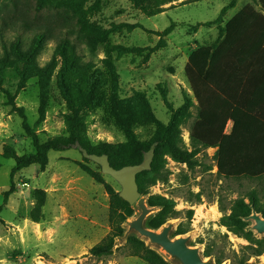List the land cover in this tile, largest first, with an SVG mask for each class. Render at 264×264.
Masks as SVG:
<instances>
[{
	"label": "rangeland",
	"instance_id": "374dc122",
	"mask_svg": "<svg viewBox=\"0 0 264 264\" xmlns=\"http://www.w3.org/2000/svg\"><path fill=\"white\" fill-rule=\"evenodd\" d=\"M7 1L0 0V6ZM53 1L68 3L83 12L89 27L97 31L110 30L121 23L139 25L131 31L126 27L112 31L96 43L94 55L83 43L80 44V52L86 61L93 60L101 68L105 61L112 62L119 74L121 97L130 98L137 91L146 92L156 117L164 123L169 122L171 111L162 98V89L174 108L183 106L187 97L192 98L193 116L184 119L181 124L185 145L190 149L191 127L197 115L198 102L186 76L185 66L191 63L197 70L200 69L199 59L197 61L198 38L194 34L198 29L193 26L201 20L215 18L217 2L227 4L229 0H214V5L211 1L193 3L170 13L166 11L173 2L160 6L164 11L157 13L160 8L157 4L161 0H149L141 5H136L134 0ZM182 1L173 6L182 5ZM176 17L180 24L175 22L174 34L169 36L172 31L167 36L162 35ZM15 34L11 33L10 38H14ZM169 38L171 44L168 43ZM55 45L52 40L43 51L39 57L41 65L51 60ZM116 45L137 47L141 51L119 55L114 49ZM59 67L50 82L49 102L43 118L40 113L39 78H30L26 87L19 91L20 78L16 71L13 70V74L10 69L0 71V264H149L131 255L126 247L128 236L136 235L148 246L160 251L159 246L130 226L141 212L138 205H134L136 212L125 223L124 236L117 239L114 254L98 258L90 253V249L110 231V196L105 185L96 181L78 162L101 172L116 190L121 191L122 185L111 175L104 174L101 166L86 158L79 148L51 151L45 168L31 165L18 171L13 179L11 177L16 162L4 155L5 146H11L19 155L31 154L36 150L35 137L44 142L50 137L66 134L64 119L68 109L57 83ZM86 120L87 135L92 144L125 141L124 133L105 104L88 110ZM156 130L153 124L136 129L142 140H150ZM204 152L205 156H199L202 165L194 170L167 157L168 178L158 180L149 187L147 194L142 195L152 209L147 220L159 211L149 205L151 195L173 199L177 213L166 223L172 225L171 237H188L189 243L199 248L203 257L217 264L215 256H231L250 244L223 223V216L232 212L231 206L236 198L245 195L252 187L261 186L257 182L223 177L226 172L222 171L214 150L205 149ZM226 161L228 159L224 158L223 164ZM209 165L213 166L211 171H207ZM12 186L15 189L5 204V192ZM36 189L47 193L40 222L31 218ZM201 190L202 200L195 201L191 192ZM220 201L227 207L226 212L221 210ZM245 221L258 238L264 236L252 229L254 220L245 218ZM180 227L188 231L178 234ZM207 249L213 255L206 256ZM171 261L180 264L174 259ZM263 262L264 254L252 257L249 264ZM222 264H231V261L228 259Z\"/></svg>",
	"mask_w": 264,
	"mask_h": 264
},
{
	"label": "trees",
	"instance_id": "16d2710c",
	"mask_svg": "<svg viewBox=\"0 0 264 264\" xmlns=\"http://www.w3.org/2000/svg\"><path fill=\"white\" fill-rule=\"evenodd\" d=\"M149 0H134L136 5L147 3ZM160 1V0H159ZM177 0H161L157 7ZM195 0H184L189 2ZM264 9V0H256ZM236 0L223 8L220 16L204 25H212L222 20L223 13L234 6ZM157 13L163 12V8L157 9ZM245 10H253V7L246 6ZM243 11L236 15L224 28L228 34L231 33L237 20L243 17ZM175 22L167 27L162 35H169L175 28ZM200 24L193 26L198 29ZM126 27L129 31L139 27L137 24L121 23L110 30L97 31L89 27L86 15L76 10L68 3L56 2L53 0H8L0 6V42L2 52L0 53V71L6 69L16 71L19 76L18 90L21 91L32 77L39 78L41 97V117L49 102V88L53 74L60 65L57 72V83L63 98L65 99L68 112L65 114L66 134L50 137L44 142L34 139L35 152L19 155L11 146H5L4 155L13 158L16 165L11 171L14 178L18 171L31 165H40L45 168L49 163L51 151H62L76 147L80 144L89 153L98 155L107 154L111 165L115 168H122L127 165L139 164L144 160L145 153L155 143V154L152 167L137 175L139 190L147 194L151 185L158 180L168 178L166 170L167 157L179 163L187 164L192 170L202 165L199 158L209 147H218L224 135L225 127L231 116L232 105L220 103L218 106H210L208 88L209 80L207 75L201 76L199 70L191 63L185 66V73L198 102L197 115L191 127V148L186 147L181 124L184 119L191 118V106L193 99L187 97L183 106L174 108L169 102L165 90H161L162 98L171 111V118L168 123L159 120L147 99L144 91H137L134 97L122 98L120 95L119 74L110 61L104 62V67H99L93 60L86 61L80 52V44H85L92 55L98 41L104 39L112 31ZM13 31V32H12ZM87 31V32H86ZM11 33H16L10 38ZM54 40L55 50L50 61L45 65L39 63V57ZM119 55L141 51L140 48H128L120 45L114 47ZM199 59V51L197 61ZM198 64V62H197ZM105 104L125 136L124 142L110 143L99 142L92 144L87 135L86 113L98 105ZM153 124L157 130L150 140L140 139L136 129L141 125ZM28 129L27 123H25ZM206 154H204L205 156ZM219 160L223 176L227 179L247 180L257 182L261 187H252L245 195L235 199L231 206L232 212L225 213L223 223L231 227L235 234L246 238L250 244L240 252L231 256H215L217 264L230 260L231 264H249L254 256L264 254V236L258 238L250 229V224L245 218L250 216L254 209L264 217V162L246 163L243 160L222 162ZM81 167L89 173L96 181L103 183L110 196L109 223L110 231L107 235L95 244L90 253L98 258L111 256L115 252L117 239L125 234V223L133 217L136 209L128 201L123 199L120 191L108 183L103 174L95 171L84 163L78 162ZM213 169L212 165L207 171ZM258 188H261L258 189ZM12 186L5 192L4 203L13 193ZM195 201H201L202 190L191 192ZM36 203L31 212V218L40 222L43 214L42 209L46 203L47 193L45 190H35ZM248 199V201H247ZM149 205L158 208L147 220L150 228L159 229L169 220L175 218L176 202L161 195H151L148 199ZM221 210L226 212L227 207L220 201ZM188 230L180 227L178 234L186 233ZM129 253L138 256L149 264H173L167 260L156 249L148 246L144 240L136 235H129L126 242ZM206 256L213 255L209 249Z\"/></svg>",
	"mask_w": 264,
	"mask_h": 264
},
{
	"label": "crops",
	"instance_id": "0c3cea01",
	"mask_svg": "<svg viewBox=\"0 0 264 264\" xmlns=\"http://www.w3.org/2000/svg\"><path fill=\"white\" fill-rule=\"evenodd\" d=\"M178 1L168 6L166 12L203 1L215 3L195 0L173 6ZM231 2H217V16L199 21L200 26L194 33L198 38L199 73L207 75L209 80L210 106L220 103L233 106L220 145L207 150H214L218 160L259 163L264 162V9L256 0H236L219 23L204 25L216 20ZM246 6L253 10L244 12ZM242 11L243 17L237 20L226 39L224 28ZM174 22L180 24L177 17ZM168 43H172L170 38Z\"/></svg>",
	"mask_w": 264,
	"mask_h": 264
},
{
	"label": "water",
	"instance_id": "95a60500",
	"mask_svg": "<svg viewBox=\"0 0 264 264\" xmlns=\"http://www.w3.org/2000/svg\"><path fill=\"white\" fill-rule=\"evenodd\" d=\"M156 144H153L150 150L145 153L144 160L141 163L127 165L122 168L113 167L107 154L98 155L89 153L80 144H77L76 147L82 151L86 158L99 164L104 174H109L120 182L122 185L120 195L123 199L133 206L138 205L140 207V214L130 223L132 229H135L141 236L148 238L153 244L162 248L169 257L178 261L180 264H214L211 260L203 257L199 248L189 243L188 237H171V224L164 225L161 230L150 228L146 225V220L152 209L149 208L139 190L137 175L144 170L151 169ZM246 219L254 220L252 229L258 234L264 235V217L254 207L252 214L246 217ZM261 264H264V262Z\"/></svg>",
	"mask_w": 264,
	"mask_h": 264
},
{
	"label": "bare ground",
	"instance_id": "6f19581e",
	"mask_svg": "<svg viewBox=\"0 0 264 264\" xmlns=\"http://www.w3.org/2000/svg\"><path fill=\"white\" fill-rule=\"evenodd\" d=\"M167 260H169L170 262H172L171 261V257H169V255L162 249V248H160V251H159Z\"/></svg>",
	"mask_w": 264,
	"mask_h": 264
}]
</instances>
